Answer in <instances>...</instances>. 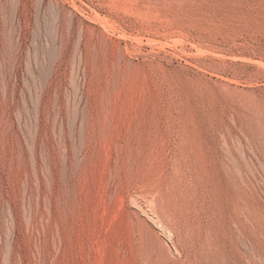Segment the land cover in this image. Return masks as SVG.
I'll return each instance as SVG.
<instances>
[{
  "label": "rangeland",
  "instance_id": "374dc122",
  "mask_svg": "<svg viewBox=\"0 0 264 264\" xmlns=\"http://www.w3.org/2000/svg\"><path fill=\"white\" fill-rule=\"evenodd\" d=\"M0 264H264V0H0Z\"/></svg>",
  "mask_w": 264,
  "mask_h": 264
},
{
  "label": "bare ground",
  "instance_id": "6f19581e",
  "mask_svg": "<svg viewBox=\"0 0 264 264\" xmlns=\"http://www.w3.org/2000/svg\"><path fill=\"white\" fill-rule=\"evenodd\" d=\"M136 201H137L138 204L141 206V208H143L144 210H147V207H148V206H147V204H146L143 200L137 198ZM247 262H248V261H247Z\"/></svg>",
  "mask_w": 264,
  "mask_h": 264
}]
</instances>
